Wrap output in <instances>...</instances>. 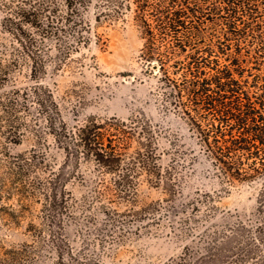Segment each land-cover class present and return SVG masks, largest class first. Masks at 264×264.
<instances>
[{"label":"trees","instance_id":"trees-1","mask_svg":"<svg viewBox=\"0 0 264 264\" xmlns=\"http://www.w3.org/2000/svg\"><path fill=\"white\" fill-rule=\"evenodd\" d=\"M90 2L0 0L5 12L1 29L13 38L12 51L6 52V44L0 43L5 50L0 53V84L12 67L28 62L35 81L23 93L16 90L0 96V130L6 126L15 143H20L25 132L37 138L28 154L8 156L11 183L0 179V223L23 227L22 233L31 237L12 243L0 238V264H97L78 251L69 236L67 228L76 220L77 211L84 213L97 234H104V221L91 211L94 201L100 202L106 225L117 229L131 222L142 228L144 220L150 223L157 218L154 214L161 202L119 211L102 201L104 193H111L109 202L113 196L130 202L143 174L157 186L163 185L171 197L180 191L184 173L176 165L160 163L163 131L144 114L128 120L90 117L70 125L53 90L42 81L51 42L60 45L65 58L90 42L81 13ZM111 2L118 13L135 5L145 39L141 56L152 73L158 67V100L166 112L186 118L215 172L238 181L264 177V0ZM209 23L217 28L205 34ZM70 25L76 30L67 38L62 34ZM246 58L253 59L254 68L260 70L252 79L242 64ZM21 111L28 121L20 120ZM180 138L174 134L170 142L176 151ZM54 148L63 153L58 165ZM173 156L185 166V159L177 158L176 152ZM83 163L93 165L96 177L91 197L77 200L69 183L77 178L87 182L80 171ZM39 171L45 176H39ZM107 175L113 179L111 185L106 183ZM15 194L16 202H10ZM34 202L41 203L38 213L31 210ZM215 217L211 215L208 223H201L196 215L183 217L180 229L185 235L177 234L186 241L185 249L163 264H264V185L253 215L222 222L214 221Z\"/></svg>","mask_w":264,"mask_h":264},{"label":"rangeland","instance_id":"rangeland-1","mask_svg":"<svg viewBox=\"0 0 264 264\" xmlns=\"http://www.w3.org/2000/svg\"><path fill=\"white\" fill-rule=\"evenodd\" d=\"M133 8L135 5L131 10L125 9L118 13L111 0H91L81 9L82 17L87 23L85 34L90 37V42L82 44L67 58L58 43L49 42V67L47 74L42 75L43 83L53 90L63 117L70 125L84 122L90 117L104 120L115 116L128 120L134 115L144 114L163 131L160 140V163L164 167L176 165L178 172L184 173L180 191L175 197H171L163 185L154 184L145 174L139 178L134 200L130 202L119 199V196H113L114 200L109 202L111 193H104L102 201L119 211L139 209L154 202H161L160 209L155 210L154 215H157V218L150 223L144 220L142 228L138 223L131 222L117 229L111 224L106 225L104 215L99 211L100 202L97 204L94 201V209L91 211L98 212L100 219L104 221V234H97L94 227L84 219V213L77 211L76 220L67 228L69 236L74 247L91 256L97 264L99 261L103 264H163L171 258H176L185 249L186 241L177 234L185 235L180 229L183 217L196 215L201 223H208L211 215L216 216L213 220L217 222L251 216L257 210L264 185V177L238 181L219 176L205 158L198 137L193 135L186 118L172 111L166 112L162 108L157 96L158 67L153 68L155 71L152 73L141 56L145 39ZM4 16V8L0 6V43L6 44V52H9L12 51L10 44L13 38L10 33L1 29ZM204 27L203 32L207 34L213 28L216 29L217 25L209 23ZM75 30V26L70 25L62 35L72 37ZM168 40L170 43L173 41L170 37ZM156 44L161 45L160 38L156 40ZM2 49L0 46V53ZM242 64L252 73L251 79L260 72L254 68L251 58L244 59ZM248 73L246 71V74ZM34 83L31 62L22 63L20 67H12L9 70L8 79L0 84V96H6L16 90L23 93ZM19 116L20 120L28 121L24 111H21ZM1 129L0 179L9 185L12 178L8 156L11 153L28 154L37 145V138L34 134L25 132L20 138V143H15L11 141L12 136L6 131V126ZM174 134L181 136V145L177 151L174 145L170 146ZM131 145L133 149L136 142L133 141ZM53 151L58 157V165L63 159V153L59 148H54ZM174 152L180 160L185 159L184 167L180 161L176 163ZM55 159L52 158V162ZM80 171H84L87 182L77 178L69 183V188L77 200H82L85 195L91 197L92 180L96 177L91 164L83 163ZM38 175L44 177L45 173L39 171ZM106 179V183L111 185L112 177L107 175ZM100 186L104 189L102 184ZM14 197L10 202H16L18 195L15 194ZM40 208V202L32 203L31 210L34 213H38ZM150 219H153V215ZM27 221L28 219L23 224L26 225ZM203 225L206 227V224ZM22 231L23 227L17 229L0 223V238L6 242L31 239ZM86 239L89 245H86Z\"/></svg>","mask_w":264,"mask_h":264},{"label":"water","instance_id":"water-1","mask_svg":"<svg viewBox=\"0 0 264 264\" xmlns=\"http://www.w3.org/2000/svg\"><path fill=\"white\" fill-rule=\"evenodd\" d=\"M154 68H157V66L155 65Z\"/></svg>","mask_w":264,"mask_h":264}]
</instances>
